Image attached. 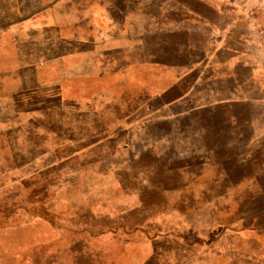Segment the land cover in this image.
<instances>
[{
	"label": "rangeland",
	"instance_id": "obj_1",
	"mask_svg": "<svg viewBox=\"0 0 264 264\" xmlns=\"http://www.w3.org/2000/svg\"><path fill=\"white\" fill-rule=\"evenodd\" d=\"M0 264H264V0H0Z\"/></svg>",
	"mask_w": 264,
	"mask_h": 264
}]
</instances>
